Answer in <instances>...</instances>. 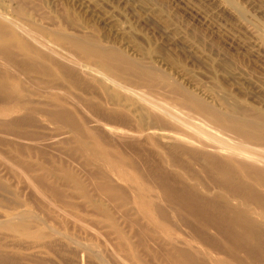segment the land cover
I'll list each match as a JSON object with an SVG mask.
<instances>
[{
	"label": "rangeland",
	"instance_id": "1",
	"mask_svg": "<svg viewBox=\"0 0 264 264\" xmlns=\"http://www.w3.org/2000/svg\"><path fill=\"white\" fill-rule=\"evenodd\" d=\"M0 16V264H264V175L184 146L210 145L134 95L264 149V0H0Z\"/></svg>",
	"mask_w": 264,
	"mask_h": 264
},
{
	"label": "bare ground",
	"instance_id": "2",
	"mask_svg": "<svg viewBox=\"0 0 264 264\" xmlns=\"http://www.w3.org/2000/svg\"><path fill=\"white\" fill-rule=\"evenodd\" d=\"M1 17V16H0ZM12 18V17H11ZM5 19H8V17H5ZM12 20V19H11ZM14 20V19H13ZM17 21V20H16ZM8 22H9V20H8ZM18 22V21H17ZM19 23V22H18ZM12 24V23H11ZM14 24V23H13ZM20 25H21V23H20ZM20 25H18V26H20ZM15 26H16V24H15ZM23 26V25H22ZM22 26H20V28L19 27H16V30H18V32L20 33V34H22V35H24L27 39H31V40H34V38L32 37V36H30L27 32H29V31H27V32H25L23 29H24V27H23V29H21V27ZM15 28V27H14ZM14 30V29H13ZM15 30V31H16ZM25 30H26V28H25ZM34 33V32H33ZM16 38V37H15ZM17 39V38H16ZM15 39V40H16ZM37 42V41H36ZM40 44V43H39ZM43 49H47L46 47H44V46H41ZM97 47V46H96ZM97 49V48H96ZM48 50H49V48H48ZM51 50V49H50ZM98 50V49H97ZM53 51V50H52ZM102 51V50H101ZM53 53V52H52ZM54 54V53H53ZM87 55V54H86ZM60 56V55H59ZM59 59L60 60H62L63 62H66L68 65H70V66H72L74 69H78L79 70V72H82V73H87L86 71H87V69L86 68H84V66L85 65H82V63H78L79 61H72V60H69V59H66V58H64V56L63 57H59ZM93 59V58H92ZM108 60V59H107ZM81 62V61H80ZM137 63V62H136ZM140 64V63H139ZM90 65V64H89ZM87 67H88V65H86ZM92 67H93V65H92ZM90 68V67H89ZM142 68V67H141ZM149 68V67H148ZM144 69V68H143ZM93 70V69H92ZM99 70V69H98ZM91 71V70H90ZM148 71H150V70H148ZM147 71V72H148ZM94 72H96V75L98 76V77H100V80H101V78L102 79H108L109 78V76H105V75H103V73H97V71H94ZM110 73V72H109ZM105 74V73H104ZM108 74V73H107ZM111 74H113V73H111ZM85 75V74H84ZM91 78V77H90ZM152 78V77H151ZM92 79V78H91ZM96 80H98L97 78H96ZM115 80V79H114ZM109 81V80H108ZM101 82V81H100ZM119 82V81H118ZM117 82V83H118ZM101 84H102V82H101ZM124 86V85H123ZM123 86L121 85V87L123 88ZM128 87V86H127ZM124 88H126V86L124 87ZM123 88V89H124ZM55 89V88H54ZM131 88H129V90H130ZM134 90H135V88H134ZM137 90V89H136ZM125 91H126V89H125ZM144 91V90H143ZM133 92V91H132ZM146 93V92H145ZM149 94V93H148ZM61 95H62V93H61ZM134 95H135V97H136V99L142 104V105H144V106H146V107H148L150 110H151V112L153 113V114H155V115H157V116H165L166 118H169V119H172L175 123H177V125L179 124L180 126H182L183 128H186L187 130H189V132L191 131L193 134L192 135H194V138L196 139V141L197 140H199V141H203V142H207V143H209L208 145H210V146H200L199 144H198V142L197 143H195V141H193V140H189V139H185V138H180V137H178V140L177 141H179L180 143H182L184 146H186V147H188V148H192V149H198V148H202V149H204L206 152H208V153H210V154H216L217 155V157L218 156H221V157H224V156H228L229 158H231V159H234L235 160V162H237V161H239V162H242V163H245L247 166H249L252 170H255V171H257V172H259V174H262V175H264V149H259V147L260 146H253L254 148H250V147H248L247 149H245V150H238V149H233L234 147H232V145H231V143L229 144L228 143V141L226 142V139H224V138H222V137H220L218 134H214L210 129H208L207 127H205V126H203L202 124H200L199 122L198 123H194V122H192V119H191V121L190 120H187V119H184V118H182L183 117V115H184V113H183V115H179L178 113H176V111L174 110V108L173 107H170V106H168V105H166V104H164V103H161V102H157L156 100H154L153 98H151V97H149V95L147 96V95H145L144 93H142V92H134ZM193 97V96H192ZM156 99V98H155ZM112 100V99H111ZM172 100V99H171ZM197 100V99H196ZM160 101V100H159ZM227 102V101H226ZM199 103V102H198ZM228 103V102H227ZM133 105V104H132ZM205 105V104H204ZM207 105V104H206ZM228 105H230V103H228ZM209 106V105H208ZM131 107V106H130ZM235 108V107H234ZM136 109H138V108H136ZM178 109V108H177ZM180 109V108H179ZM217 109V108H216ZM238 110V109H237ZM185 111V110H184ZM225 111V110H224ZM180 113H182V112H180ZM192 113V112H191ZM218 113V112H217ZM226 113V112H225ZM224 113V114H225ZM238 113V112H237ZM219 114V113H218ZM227 114V113H226ZM136 115V114H135ZM235 115V114H234ZM182 116V117H181ZM224 116V115H223ZM228 116H230V115H228ZM255 116V115H254ZM186 117V116H185ZM221 117H222V114H221ZM234 117V116H233ZM237 117H239L238 115H237ZM199 118V117H198ZM254 118V117H253ZM252 118V119H253ZM168 119V120H169ZM234 119V118H233ZM248 118L246 117V120H247ZM134 120V119H133ZM141 120V119H140ZM250 120V119H249ZM131 121V120H130ZM241 121H243V120H241ZM241 121H239V122H241ZM252 121V120H251ZM202 122V121H201ZM252 123H254V122H252ZM101 124H103V123H101ZM174 124V123H173ZM238 124V123H237ZM241 124V123H240ZM260 124H264L263 122L262 123H260ZM104 125H106V124H104ZM153 125V124H152ZM207 125V124H206ZM245 125V124H244ZM254 125V124H253ZM149 126H150V128L152 127L151 126V123L149 124ZM208 126V125H207ZM255 126V125H254ZM104 127V126H103ZM258 127V126H257ZM261 127V126H260ZM106 128H107V130L111 133V134H113V135H115V138H116V136L117 137H126L127 136V138L126 139H128V137H137V136H139V135H136V134H131V133H128V132H125L124 130H120V129H113V128H108L107 126H106ZM149 128V129H150ZM212 128V127H211ZM245 128V127H244ZM263 128V127H262ZM152 129V128H151ZM158 129V128H157ZM246 129V128H245ZM166 130V129H165ZM168 130V129H167ZM179 130V129H178ZM177 130V131H178ZM187 130H186V132H187ZM216 130H217V128H216ZM260 130V129H259ZM150 131V130H149ZM162 131V130H161ZM164 131V130H163ZM181 131V130H180ZM220 131V130H219ZM139 132V131H138ZM143 132V131H142ZM146 132V131H145ZM152 132V131H151ZM165 132V131H164ZM169 132V131H168ZM177 133V132H176ZM175 133V134H176ZM179 133H181V132H179ZM218 133V132H217ZM220 133H221V131H220ZM107 134V133H106ZM162 134H163V132H162ZM167 134V133H166ZM171 134V133H170ZM173 134V133H172ZM222 134H224V135H226L225 133H222ZM160 135V134H159ZM180 135V134H179ZM169 136V135H168ZM172 136H174L175 137V135L173 134ZM181 136V135H180ZM141 136H139V138H140ZM142 137H143V135H142ZM160 137V136H159ZM113 138V137H112ZM158 138V137H157ZM189 138V137H188ZM124 139V138H123ZM130 140V139H129ZM140 140H141V138H140ZM239 140V139H238ZM144 141V140H143ZM176 141V140H175ZM240 141V140H239ZM238 141V142H239ZM122 142V141H121ZM124 142V141H123ZM233 142V141H232ZM237 142V143H238ZM170 143V142H169ZM201 143V142H200ZM236 143V142H235ZM258 143V142H257ZM173 143H171V145H172ZM245 144V143H244ZM170 145V144H169ZM235 145V144H234ZM247 145V144H246ZM249 145V144H248ZM243 146V145H242ZM167 147V146H166ZM244 147V146H243ZM168 148V147H167ZM261 148V147H260ZM187 149V148H186ZM185 149V150H186ZM162 151V150H161ZM201 151V150H200ZM167 152V151H166ZM188 152V151H187ZM164 153V152H163ZM174 153V152H173ZM205 153V152H204ZM202 155V154H201ZM190 156H191V154H190ZM192 157V156H191ZM197 157V156H196ZM201 157V156H200ZM200 157H199V159H200ZM168 158V157H167ZM169 159V158H168ZM198 159V160H199ZM228 159V158H227ZM226 159V160H227ZM173 160V159H172ZM222 160V159H221ZM225 160V159H224ZM234 160H232V161H234ZM168 161V160H167ZM206 161V160H205ZM209 162V161H208ZM210 162H211V160H210ZM230 162V161H229ZM238 163V162H237ZM241 163V164H242ZM224 164H225V161H224ZM230 164V163H229ZM227 165H228V163H227ZM231 165V164H230ZM240 165V164H239ZM175 166V165H174ZM226 166V165H225ZM242 166V165H241ZM184 167V166H183ZM230 167V166H229ZM232 168V167H231ZM235 168H236V166H235ZM227 169H230V168H227ZM235 170V169H234ZM233 170V171H234ZM245 171V170H244ZM231 173H232V171H231ZM245 173H246V171H245ZM225 174V173H224ZM231 175V174H230ZM241 176V175H240ZM227 178H229V177H227ZM244 178V177H243ZM246 178V177H245ZM244 178V180H247V179H245ZM252 179V178H251ZM262 179H264V178H262ZM243 180V181H244ZM253 181V180H252ZM246 181H244V183H245ZM251 184V183H250ZM245 186H246V184H245ZM239 187V186H238ZM259 188H261V187H259ZM257 189V188H256ZM264 192V191H263ZM258 199V198H257ZM261 201V200H260ZM263 202H264V200H263ZM258 213V212H257ZM254 214V213H253ZM261 214V213H260ZM260 216V215H259ZM264 218V217H263ZM91 251V250H90Z\"/></svg>",
	"mask_w": 264,
	"mask_h": 264
}]
</instances>
